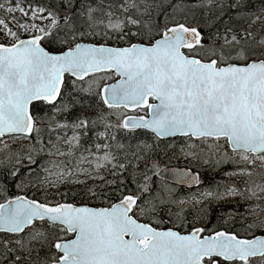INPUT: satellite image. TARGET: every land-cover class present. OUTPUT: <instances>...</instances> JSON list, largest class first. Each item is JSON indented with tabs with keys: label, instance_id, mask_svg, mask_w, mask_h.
<instances>
[{
	"label": "snow or ice",
	"instance_id": "obj_1",
	"mask_svg": "<svg viewBox=\"0 0 264 264\" xmlns=\"http://www.w3.org/2000/svg\"><path fill=\"white\" fill-rule=\"evenodd\" d=\"M0 264H264V0H0Z\"/></svg>",
	"mask_w": 264,
	"mask_h": 264
},
{
	"label": "flooded vegetation",
	"instance_id": "obj_2",
	"mask_svg": "<svg viewBox=\"0 0 264 264\" xmlns=\"http://www.w3.org/2000/svg\"><path fill=\"white\" fill-rule=\"evenodd\" d=\"M173 159H177V158H173ZM175 163H178V161H176ZM203 173H204V171H203ZM201 177H202L204 182H203V184H201L199 186L200 189L213 188V187H215L216 183H220L225 179L224 176H209V175H204V174L201 175ZM155 179L157 180L158 183L163 182V183L168 184V186L174 188L176 190L177 195H188V194H191V193H194L197 191V188H195V187L189 188L188 186L177 185V184L162 180V179L157 178V177ZM229 206L230 205L226 204V203H216V204L212 205L213 209L220 208L222 210L223 209L229 210ZM223 214H224L223 211H221V212L213 211V213H212L213 217L223 215ZM214 222H218V221H214Z\"/></svg>",
	"mask_w": 264,
	"mask_h": 264
},
{
	"label": "trees",
	"instance_id": "obj_3",
	"mask_svg": "<svg viewBox=\"0 0 264 264\" xmlns=\"http://www.w3.org/2000/svg\"><path fill=\"white\" fill-rule=\"evenodd\" d=\"M29 2H32V0H25L26 4L29 3ZM40 2L45 3V2H50V0H40ZM118 139H120L121 142H127V136H125V135H120L119 134L118 135ZM171 157H173V156H171ZM161 160L163 162H169L170 158L169 157H161L160 161ZM165 164L168 165V163H165ZM202 174L209 175V176H218V175H223V171L222 170L218 171V170L212 169L211 167H207L206 170L204 171V173H202ZM96 203H97V205L99 204L98 201Z\"/></svg>",
	"mask_w": 264,
	"mask_h": 264
},
{
	"label": "water",
	"instance_id": "obj_4",
	"mask_svg": "<svg viewBox=\"0 0 264 264\" xmlns=\"http://www.w3.org/2000/svg\"><path fill=\"white\" fill-rule=\"evenodd\" d=\"M187 170L188 169L176 167L165 168V171L162 173L161 178L169 180L173 183L181 184L180 178L178 176L173 175V173L183 172Z\"/></svg>",
	"mask_w": 264,
	"mask_h": 264
},
{
	"label": "rangeland",
	"instance_id": "obj_5",
	"mask_svg": "<svg viewBox=\"0 0 264 264\" xmlns=\"http://www.w3.org/2000/svg\"><path fill=\"white\" fill-rule=\"evenodd\" d=\"M162 168V166H160Z\"/></svg>",
	"mask_w": 264,
	"mask_h": 264
}]
</instances>
